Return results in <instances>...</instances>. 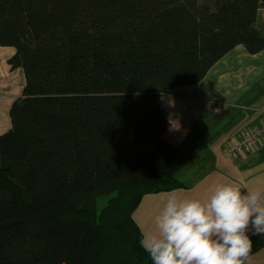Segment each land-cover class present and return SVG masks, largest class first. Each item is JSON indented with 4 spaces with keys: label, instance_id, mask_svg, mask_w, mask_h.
<instances>
[{
    "label": "trees",
    "instance_id": "obj_1",
    "mask_svg": "<svg viewBox=\"0 0 264 264\" xmlns=\"http://www.w3.org/2000/svg\"><path fill=\"white\" fill-rule=\"evenodd\" d=\"M264 0H0L26 84L0 135V264H152L135 213L186 186L161 98L237 46ZM107 196L101 213L97 206ZM249 255L264 247L251 238Z\"/></svg>",
    "mask_w": 264,
    "mask_h": 264
},
{
    "label": "crops",
    "instance_id": "obj_2",
    "mask_svg": "<svg viewBox=\"0 0 264 264\" xmlns=\"http://www.w3.org/2000/svg\"><path fill=\"white\" fill-rule=\"evenodd\" d=\"M6 58L0 65V135L11 128L10 108L23 91L17 83L18 77L14 76L16 71L11 70L9 58ZM161 106L171 122L165 139L189 162L194 161L192 166L198 158L199 162L204 158L209 162L213 159L215 166L202 169L197 162L191 172L196 179L189 183L185 181V187L145 197L139 209L144 205L148 228H157L155 217L172 192L181 198L202 201L210 197L217 185L226 183L264 192V143L257 150L239 157L222 153L223 144L242 131L243 122L248 126L261 121L259 115L264 112V51L253 55L243 45L237 46L212 67L202 82L164 95ZM139 224L145 238L144 226L140 221ZM249 236L254 235L250 232ZM245 264H264V247L248 255Z\"/></svg>",
    "mask_w": 264,
    "mask_h": 264
},
{
    "label": "clouds",
    "instance_id": "obj_3",
    "mask_svg": "<svg viewBox=\"0 0 264 264\" xmlns=\"http://www.w3.org/2000/svg\"><path fill=\"white\" fill-rule=\"evenodd\" d=\"M158 234L141 240L152 264H245L252 235H264V192L234 183L206 201L169 193L155 217Z\"/></svg>",
    "mask_w": 264,
    "mask_h": 264
},
{
    "label": "rangeland",
    "instance_id": "obj_4",
    "mask_svg": "<svg viewBox=\"0 0 264 264\" xmlns=\"http://www.w3.org/2000/svg\"><path fill=\"white\" fill-rule=\"evenodd\" d=\"M259 23H260V27H262L264 29V9L261 11V15H260V19H259ZM13 53H15V49L12 48V47H2L0 46V65L2 66L3 64V61L5 59H7L6 57L10 58ZM15 77H18L17 78V83L19 84V86L21 87L22 86V89L25 87V84H26V77H25V73H24V70L22 68H19V69H16L15 70ZM21 80V81H20ZM17 84V85H18ZM22 91V90H21ZM241 111H243L241 109ZM261 117V119H264V112H261V114L259 115ZM225 124V122L223 123V125ZM258 124L256 123H253V124H250L248 126L245 125V122L242 123L241 127H242V130H244L245 128H252V126H256ZM246 126V127H245ZM264 143V134L252 145V148H250V150L248 151H245V152H239V153H236V154H229L227 152V144L228 143H224L223 144V151L222 153L226 156H230V157H239L241 154L243 153H248V152H251V151H254L255 149L257 150L262 144ZM209 149V148H208ZM206 151V150H205ZM205 155V152L204 154L202 155L204 157ZM213 156V154L211 155V157ZM200 161V158H198V160L195 162L197 163L198 162V166L205 168V167H209V169L211 167H214L215 166V163L213 161V159L210 160V162L204 158V161L202 162H199ZM194 161H190L188 163V166H189V169H188V166L184 169V171L182 172V174L188 169V171L185 173V175L182 177L183 178V182H192V180L196 179L195 177H193L191 173L193 170H195V163H194V166H192V163ZM107 202H108V199H107V196H104L102 198L99 199L98 201V206H97V210L99 213H101V211L103 210V208L107 205ZM147 215L146 212H144V205L138 209L135 213V218L136 220L144 226V229L146 231V236L150 235V234H158V228L154 229V230H151L150 228H148V226L146 225V222H145V216ZM144 232V231H143Z\"/></svg>",
    "mask_w": 264,
    "mask_h": 264
},
{
    "label": "built area",
    "instance_id": "obj_5",
    "mask_svg": "<svg viewBox=\"0 0 264 264\" xmlns=\"http://www.w3.org/2000/svg\"><path fill=\"white\" fill-rule=\"evenodd\" d=\"M256 124L258 125L242 130L228 141L227 152L229 154L245 152L252 148V145L264 134V119Z\"/></svg>",
    "mask_w": 264,
    "mask_h": 264
}]
</instances>
